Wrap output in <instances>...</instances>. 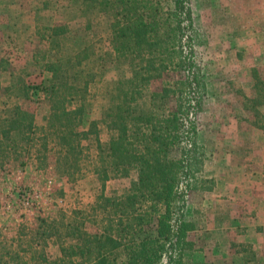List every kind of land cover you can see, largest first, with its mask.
Returning <instances> with one entry per match:
<instances>
[{"label": "trees", "instance_id": "1", "mask_svg": "<svg viewBox=\"0 0 264 264\" xmlns=\"http://www.w3.org/2000/svg\"><path fill=\"white\" fill-rule=\"evenodd\" d=\"M188 3L82 0L84 28L72 31L63 23L49 27L47 38L40 37L51 48V57L43 62L51 76L18 91L27 98L31 89L41 92L51 114L40 129L33 113L8 102L7 115L0 113V172L12 157L27 166L33 147L44 157L53 139L54 149H60L55 174L79 182L93 173L97 200L87 209L39 217L36 227L21 224L12 239L0 231V264L192 261L187 256L194 248L189 234L196 225L187 214L188 192L197 188L204 155L193 118L203 107L206 87L202 67L192 61ZM110 63L117 64L112 80L107 79ZM14 91L13 86L6 88L7 98ZM99 103L100 119L88 124ZM39 132L43 134L36 143ZM85 151H92L97 163L92 171L82 166ZM132 173L136 178L123 195H106L111 180ZM50 242L61 252L53 262L46 253Z\"/></svg>", "mask_w": 264, "mask_h": 264}, {"label": "rangeland", "instance_id": "2", "mask_svg": "<svg viewBox=\"0 0 264 264\" xmlns=\"http://www.w3.org/2000/svg\"><path fill=\"white\" fill-rule=\"evenodd\" d=\"M186 6L193 21L192 33L187 32L194 38L192 61L202 67L206 87L203 107L193 118L204 155L197 188L188 192L187 214L196 228L189 234L194 248L187 256H192L191 264H264V216L256 209L264 203V188L259 187L264 186V0H189ZM81 8L82 0H0L2 115H7L8 102L11 108L20 104L35 115L38 128L47 126L49 101L34 89L28 98L18 90L50 78L43 62L51 57V48L40 37L47 38L49 27L63 23L72 31L84 28ZM116 77L117 64L110 63L107 79ZM172 77L179 80L176 72ZM11 86L17 99L5 94ZM100 117L99 103L87 123ZM50 146L42 158L33 147V158L24 167L12 157L0 172V231L9 239L21 224L36 227L39 217L87 209L97 200L93 173L79 182L60 179L54 172L60 149H54L53 139ZM91 153L85 151L90 159L84 157L82 166L92 171L97 163ZM135 178L132 173L111 180L106 195H123ZM46 253L52 262L61 255L53 242Z\"/></svg>", "mask_w": 264, "mask_h": 264}, {"label": "crops", "instance_id": "3", "mask_svg": "<svg viewBox=\"0 0 264 264\" xmlns=\"http://www.w3.org/2000/svg\"><path fill=\"white\" fill-rule=\"evenodd\" d=\"M259 187L260 188H264V186H263V184H259ZM262 202V201H261ZM260 206L259 207H256V209L258 210V211H260V212H262V214H263V216H264V208L262 207L263 205H264V203H261V204H259ZM260 217H261V215H260Z\"/></svg>", "mask_w": 264, "mask_h": 264}]
</instances>
